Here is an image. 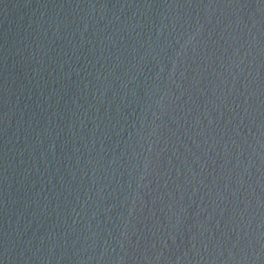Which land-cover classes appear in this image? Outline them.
Segmentation results:
<instances>
[{
  "label": "water",
  "instance_id": "obj_1",
  "mask_svg": "<svg viewBox=\"0 0 264 264\" xmlns=\"http://www.w3.org/2000/svg\"><path fill=\"white\" fill-rule=\"evenodd\" d=\"M0 264H264V0H0Z\"/></svg>",
  "mask_w": 264,
  "mask_h": 264
}]
</instances>
